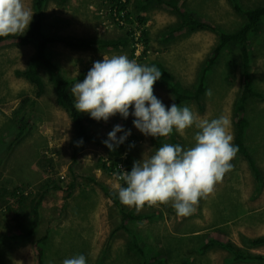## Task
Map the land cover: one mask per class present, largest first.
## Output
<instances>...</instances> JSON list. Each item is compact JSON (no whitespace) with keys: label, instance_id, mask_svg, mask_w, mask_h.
I'll return each mask as SVG.
<instances>
[{"label":"rangeland","instance_id":"rangeland-1","mask_svg":"<svg viewBox=\"0 0 264 264\" xmlns=\"http://www.w3.org/2000/svg\"><path fill=\"white\" fill-rule=\"evenodd\" d=\"M238 2L243 8H253L264 0ZM24 5L31 9L34 18L33 0H24ZM179 5L227 32L235 31L246 21L229 0H179ZM130 9L148 18L145 28L149 31L150 48L138 64L150 66L157 62L183 89L196 87L208 55L218 44V35L211 31L175 35L173 31L179 18L159 7L155 0H132ZM110 13L109 0H49L43 30L48 36L68 37L73 43L124 37L128 29L121 28ZM260 31L251 38V71L254 89L263 96L250 99L246 105V118L250 121L246 145L257 166V174L247 160L236 154L231 169L187 217L178 216L171 202L167 207L145 206L137 212L121 203L116 205L105 193L103 187L118 196L121 183L98 167L100 159L107 161L115 156L125 159L130 155L137 161L157 149L154 137H146L134 127V117L125 120L117 114L93 126V141L81 153L78 176L71 174L75 127L68 114L57 105L53 86L43 74L45 94L36 98L34 85L16 75L17 70L26 69L35 46L0 47V156L2 141L13 139L11 136L22 116L27 114L30 119L23 138L4 156L0 166V264H35L33 242L44 235L49 236L46 264H63L64 259L78 254L85 255L87 264H138L148 261L150 251L168 257L164 264H264L262 261L236 262L233 254L220 248L205 254L200 250L203 236L222 230L236 246L264 256V245L252 247L248 243L249 239L264 237V25ZM48 53L69 81L78 78L82 71H89L93 62L103 60L104 56L129 58V49L75 50L63 44L50 45ZM241 59L238 49L224 50L207 77L202 106L195 101L180 104L189 106L198 120L226 116L233 137L234 109L243 90ZM153 88L154 95L169 107L174 100L171 92L155 85ZM209 91L211 96L207 95ZM117 124L130 129L131 135L112 151L103 141ZM196 131L193 126L181 136L174 130L164 138L162 145L192 147ZM72 183L74 189L68 196ZM18 188L27 198L22 212L21 203L11 196ZM40 198L41 224L35 235L29 237L25 232L30 228L31 207ZM9 207L12 211L7 210ZM122 210L153 218L127 224L131 236L120 228ZM15 211L20 212V216H16ZM17 232L21 235L12 238ZM133 238L143 247L144 255L139 250L129 251ZM131 246L134 247L133 243Z\"/></svg>","mask_w":264,"mask_h":264},{"label":"trees","instance_id":"trees-1","mask_svg":"<svg viewBox=\"0 0 264 264\" xmlns=\"http://www.w3.org/2000/svg\"><path fill=\"white\" fill-rule=\"evenodd\" d=\"M49 0H33V10L34 18L28 30L24 33H19L15 35H8L0 37V47H12L21 46L27 44H33L35 46V52L28 61V65L24 70H17L16 75L25 78L29 83L34 85L36 88V98L44 96L46 90V80L43 74L47 76L48 82L53 86L55 93L57 105L63 109L71 119L75 127V137L72 143L73 154H72V164L70 166V172L73 175L78 176V167L81 163V153L87 147V145L93 141L91 137V128L93 126L101 124L103 121L97 122L96 120L90 118L88 114L80 113L74 108V97L70 93L71 84L73 85L76 81H83L88 70L82 71L81 74L76 79H67L62 73L59 64L52 60L48 53V48L50 45L63 44L67 47H71L75 50H88V49H98V50H117L124 51L129 49V59L133 60L135 57L136 48L134 46L135 38V28L136 24L139 25V29L142 30L141 41L145 45V50L140 56V60L143 61L148 55L149 47V31L145 28L148 18L142 15H137L135 11L130 9L132 0H109L111 13L117 12L121 19L125 20V26H121L123 29H128L127 34L124 37H118L114 39H98V40H78L73 43L67 37L60 36H48L44 33V18L45 9ZM157 5L165 10L172 12L179 18V24L173 31L175 35L186 34L195 31H211L218 35V44L213 48V50L208 55L203 72L199 78V83L196 87L188 89H183L177 82H174V78L168 74L164 68L157 64V62L151 63L150 66H156L162 73L160 80H158L154 85L159 86L165 90H168L173 95L174 100L172 104L175 103L180 105L185 101H195L200 107L202 106V97L207 91V77L213 71L214 66L219 61L224 50L228 49H238L241 53V66H242V79H243V90L241 96L236 103L235 113H234V127L235 134L233 143L238 146L239 151L237 154L242 156L248 161L252 170L257 174V166L255 161L246 145V136L250 128V121L246 118V105L248 101L252 98H260L263 96L262 93L254 89L252 81V36L259 34L260 27L264 25V3L253 8H243L241 7L238 0H229L237 13L245 18V22L242 26L233 32H227L220 29L212 21L201 17L197 12L187 11L184 7L179 5V0H155ZM171 104V105H172ZM170 105V106H171ZM169 106V107H170ZM16 114V113H15ZM30 124V119L27 114L23 115L19 120V125L14 131V135L11 136L13 139L9 141H2L3 149L1 150L0 156V166L3 162L4 156L10 153V150L23 138L24 132L27 131ZM170 136V135H169ZM165 137L154 138V143L156 148L162 146ZM175 141V139H173ZM176 142V141H175ZM2 157V158H1ZM134 157L128 156L122 159L120 156H115L107 161L100 159L98 162V167L101 168L105 173L114 177L117 181L124 186V181L122 179L125 171H131L134 163ZM124 166V170L120 168V165ZM56 187L55 185H53ZM58 188V186L56 187ZM74 189V184L72 183L68 189V196H70L72 190ZM105 193L108 197L118 206H120L119 197L110 192L109 189L103 187ZM11 196L17 199L21 203L20 211L22 212V206L27 199L24 195L22 189L18 188ZM34 203V202H33ZM168 204V203H167ZM167 204H159L161 206L167 207ZM42 205V200H38L31 207L30 212V228L25 232L26 236L32 237L38 231L41 224L40 207ZM12 211V208L9 209ZM16 216H20V212L15 211ZM122 212V222L121 229H125L129 232L131 236L132 233L126 227L129 223H137L145 219L153 218L151 215H135ZM22 216V214H21ZM22 233V232H21ZM21 235L20 232L13 234L12 238ZM48 235H44L41 238H37L33 242V252L35 264H46V242L48 240ZM129 244V251L139 250L141 255H144L143 247H140L137 240L133 238ZM132 243L134 247L132 248ZM249 245L252 247H259L264 245V237L249 239ZM213 248H220L222 250L228 251L234 256L236 262L244 261H262L264 262V256L254 255L247 252L236 244L229 237L228 233L222 230H214L203 236L201 253L205 254ZM150 261H149V259ZM168 258V257H167ZM165 255L161 252H151L147 257L148 261L138 262V264H164L167 259ZM167 261V260H166ZM165 261V263H166Z\"/></svg>","mask_w":264,"mask_h":264},{"label":"clouds","instance_id":"clouds-1","mask_svg":"<svg viewBox=\"0 0 264 264\" xmlns=\"http://www.w3.org/2000/svg\"><path fill=\"white\" fill-rule=\"evenodd\" d=\"M32 18L24 0H0V37L25 32ZM161 75L156 66L138 64L126 55L104 56L93 62L83 81L70 91L78 112L97 122H107L117 114L125 120L134 117V127L146 137H168L174 130L183 136L186 129H197L192 147L164 143L147 158L144 155L134 161L118 190L120 203L137 212L145 206L171 202L178 216L187 217L231 169L239 148L233 143L226 116L198 120L189 106L173 103L166 107L154 95L153 86ZM207 95L211 96V91ZM119 133L123 134L118 137ZM130 135V129L117 124L103 143L115 151ZM63 264H87V259L78 254L64 259Z\"/></svg>","mask_w":264,"mask_h":264},{"label":"built area","instance_id":"built-area-1","mask_svg":"<svg viewBox=\"0 0 264 264\" xmlns=\"http://www.w3.org/2000/svg\"><path fill=\"white\" fill-rule=\"evenodd\" d=\"M112 17L114 18V20L116 21V23L118 25H120V27L121 26H125V20L124 19H121V17L119 16V14L116 11L113 12ZM137 29H139V25L138 24H136V32H135V35H134L135 36V38H134V42H135L134 43V46L136 48V51H135V57L133 59V60H135L138 63V60H140L139 59L140 56L143 54V52L145 50V45L141 41L142 30L141 29L137 30ZM120 168H122L124 170L122 164L120 165Z\"/></svg>","mask_w":264,"mask_h":264},{"label":"crops","instance_id":"crops-1","mask_svg":"<svg viewBox=\"0 0 264 264\" xmlns=\"http://www.w3.org/2000/svg\"><path fill=\"white\" fill-rule=\"evenodd\" d=\"M149 34V33H148ZM150 37V36H149ZM149 48H150V46H149Z\"/></svg>","mask_w":264,"mask_h":264}]
</instances>
